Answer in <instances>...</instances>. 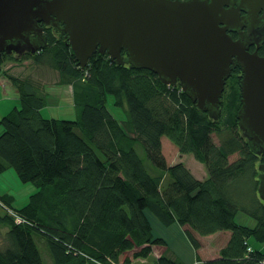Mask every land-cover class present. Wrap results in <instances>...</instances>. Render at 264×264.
Returning <instances> with one entry per match:
<instances>
[{"label":"trees","instance_id":"1","mask_svg":"<svg viewBox=\"0 0 264 264\" xmlns=\"http://www.w3.org/2000/svg\"><path fill=\"white\" fill-rule=\"evenodd\" d=\"M45 34V48L19 57L57 69L74 88L78 112L75 119L46 117L41 110L47 100L34 82L7 75L19 103L0 119V175L12 167L36 189L21 207L0 194L21 219L0 209V226L8 227L0 264H47L40 246L53 264H135L158 247L164 252L156 254V264H181L165 239L153 234L147 211L165 226L179 222L196 250L200 236L228 231L220 257L204 264H261L264 252L252 243H264V201L252 190L264 153L255 154L239 129L240 68L233 69L238 78L226 85L213 119L180 84H165L152 70L115 62L99 50L82 68L66 34L54 26ZM259 48L264 55V42ZM15 60L3 52L0 73ZM109 95L125 108V119L108 108ZM175 152L192 154L207 177L173 162ZM241 211L256 223H239Z\"/></svg>","mask_w":264,"mask_h":264},{"label":"water","instance_id":"2","mask_svg":"<svg viewBox=\"0 0 264 264\" xmlns=\"http://www.w3.org/2000/svg\"><path fill=\"white\" fill-rule=\"evenodd\" d=\"M51 25L68 36L82 68L95 51L107 52L165 84H180L213 119L238 66L239 129L255 154L264 153V55L253 36L264 26V0H0V55L39 52ZM258 165L264 201V162Z\"/></svg>","mask_w":264,"mask_h":264},{"label":"rangeland","instance_id":"3","mask_svg":"<svg viewBox=\"0 0 264 264\" xmlns=\"http://www.w3.org/2000/svg\"><path fill=\"white\" fill-rule=\"evenodd\" d=\"M243 15V12H242ZM14 54V53H13ZM14 56L18 57L19 60L15 61H9L4 64L3 66V72L0 73V80L3 81V85L6 81L8 85L4 87V90L7 92V94H10L9 87L10 83L12 87L16 89L14 86L12 80H9L8 74H14L15 76L22 77L25 79L33 81L36 85L37 89L40 90L42 94L45 95V99L47 100L46 105L44 108H48L50 112L53 111L54 118H61V119H75L77 117V109L74 107V102L71 97L73 96V89L72 85L68 82H63L61 80L60 73L57 69L52 68L46 63H39L35 59H25L20 58V55L14 54ZM238 72L233 73L226 82L227 88H229L233 83L236 82V79L238 78ZM242 73H240L241 76ZM225 85V88H226ZM18 91V90H17ZM12 94V93H11ZM19 95V94H18ZM108 100V108L111 109L113 114L118 118H124L127 116V111L124 107L115 106L114 105V97L112 95H109ZM19 98V97H18ZM1 119V118H0ZM0 126L3 128V126L0 124ZM213 135V139L215 143H218V136L215 134ZM137 148L140 150L141 154H143V150L138 145ZM176 152L173 154L174 156L171 158L173 162H183L188 169L192 171L195 177H198L200 179H204L208 175L207 168H205V165L201 162H199L197 159L193 157L192 154H185V155H177ZM238 156L235 154L231 157V160L237 159ZM257 172L256 177L253 178V190L252 193L254 195H258L257 184L259 183V165L257 163ZM252 185V183H251ZM252 185V186H253ZM12 190L13 193H15V196L13 197L8 190ZM23 189V190H22ZM36 189V186L30 183L23 184L20 181L19 176H17V173L14 168H8L6 169L3 174L0 175V194H5L11 198H13V204L15 207H21L26 204V202L29 199V195L33 193ZM7 190V191H6ZM21 197V200H16V198ZM0 202L3 204L5 201L2 197H0ZM15 202V203H14ZM5 204V203H4ZM10 209H13L9 206ZM12 217V216H11ZM236 220L239 223H244L249 226H252L256 223V219L253 217H250L247 213L241 211L238 212ZM8 231L7 225H1L0 226V245L5 244L6 239V233ZM154 234V232H153ZM228 233L221 232L220 234H216L214 236H210V238L202 239L204 243H206L210 249V247L213 246V244H220L222 241H224L227 238ZM213 243V244H212ZM212 244V245H211ZM264 246V243L263 245ZM40 250H42L43 257L46 258V250L40 246ZM264 257V256H263Z\"/></svg>","mask_w":264,"mask_h":264},{"label":"crops","instance_id":"4","mask_svg":"<svg viewBox=\"0 0 264 264\" xmlns=\"http://www.w3.org/2000/svg\"><path fill=\"white\" fill-rule=\"evenodd\" d=\"M6 85H8L6 81L3 85V81L0 80V118L6 113H8V111L11 110L14 105H17L19 103L18 91L15 90V88L12 87L10 83V94H7V92L4 90V87ZM48 109L49 107L43 108L41 110L43 115H45L46 117H54L53 111L50 112V110ZM2 130L3 128L0 126V135ZM8 192H10L13 197L15 196V193H13L11 189L8 190ZM21 199V197L16 198V200ZM146 213L148 214L150 221L153 224V232L155 237L161 236L165 239L166 243L169 245L168 252L171 255H174L175 258H177V260L181 262V264H204L205 260L218 258L220 257L221 248L228 243L227 241L229 239L230 233L228 231H220L219 233L210 234V236L220 234L221 232L228 233L227 238L224 241H222L220 244L212 243L213 246L209 249L208 245L204 243L202 239L210 238V236H200L202 246L199 250H196L193 244L190 242L187 233H185V227H183L179 222L173 223L169 226H165L163 223L160 222L156 215L154 216L149 211H147ZM252 244L256 249L264 252V246H262L256 240H253ZM163 252V249L158 247L154 255H151L149 258H147V260L136 259L135 264H156V256H158L156 254H162ZM45 260L47 264H53V261L48 255V252Z\"/></svg>","mask_w":264,"mask_h":264},{"label":"flooded vegetation","instance_id":"5","mask_svg":"<svg viewBox=\"0 0 264 264\" xmlns=\"http://www.w3.org/2000/svg\"><path fill=\"white\" fill-rule=\"evenodd\" d=\"M243 13H244V11H243ZM52 26V25H51ZM51 26H45V28H50ZM246 30H247V27H246ZM44 32H45V30H44ZM233 33H235V32H233ZM237 33H235V37H237ZM255 35V37H257V39H258V41L259 42H261V45L259 46V47H261L262 46V44H263V42H264V26H257V29H255V31H254V33H253V36ZM23 45H21V47H22ZM255 46H256V44L255 45H251L250 46V49H251V51H254L255 50ZM24 52H26L25 50H21L20 49V52H15V51H13L12 53H14V54H17V55H20V54H22V53H24Z\"/></svg>","mask_w":264,"mask_h":264},{"label":"built area","instance_id":"6","mask_svg":"<svg viewBox=\"0 0 264 264\" xmlns=\"http://www.w3.org/2000/svg\"><path fill=\"white\" fill-rule=\"evenodd\" d=\"M0 209H2L3 213H7L8 215H11L13 217V219L16 220V222H20L21 219L19 217V215L17 213H15V211L13 209H10L6 204H2L0 202ZM261 264H264V257H262V259L260 260Z\"/></svg>","mask_w":264,"mask_h":264}]
</instances>
